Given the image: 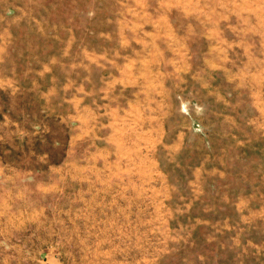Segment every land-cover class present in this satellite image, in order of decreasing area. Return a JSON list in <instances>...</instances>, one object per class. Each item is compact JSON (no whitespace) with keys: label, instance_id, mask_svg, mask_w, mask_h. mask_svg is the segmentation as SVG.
Masks as SVG:
<instances>
[{"label":"rangeland","instance_id":"374dc122","mask_svg":"<svg viewBox=\"0 0 264 264\" xmlns=\"http://www.w3.org/2000/svg\"><path fill=\"white\" fill-rule=\"evenodd\" d=\"M0 264H264V0H0Z\"/></svg>","mask_w":264,"mask_h":264}]
</instances>
